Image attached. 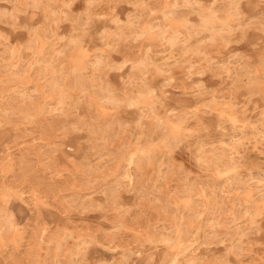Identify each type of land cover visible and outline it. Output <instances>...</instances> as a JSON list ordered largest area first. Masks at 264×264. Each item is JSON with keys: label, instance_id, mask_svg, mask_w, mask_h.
Wrapping results in <instances>:
<instances>
[{"label": "rangeland", "instance_id": "rangeland-1", "mask_svg": "<svg viewBox=\"0 0 264 264\" xmlns=\"http://www.w3.org/2000/svg\"><path fill=\"white\" fill-rule=\"evenodd\" d=\"M263 133L264 0H0V264H264Z\"/></svg>", "mask_w": 264, "mask_h": 264}, {"label": "bare ground", "instance_id": "bare-ground-1", "mask_svg": "<svg viewBox=\"0 0 264 264\" xmlns=\"http://www.w3.org/2000/svg\"><path fill=\"white\" fill-rule=\"evenodd\" d=\"M8 1H9V0H8ZM31 1H32V0H31ZM38 1H39V0H38ZM173 1H174V0H173ZM230 1H231V0H230ZM236 1H237V0H236ZM3 2H4V1H3ZM15 2H16V1H15ZM7 3H8V2H7ZM173 3H174V2H173ZM8 4H9V3H8ZM32 4H33V2H32ZM238 4H239V3H238ZM15 5H16V4H15ZM18 5H19V4H18ZM18 5H17V6H18ZM17 6H16V7H17ZM16 7H15V8H16ZM17 8H19V7H17ZM233 8H234V7H233ZM233 8H232V10H233ZM237 8H238V7H237ZM32 9H33V8H32ZM36 9H37V8H36ZM38 9H39V8H38ZM48 9H49V8H48ZM200 9H201V7H200ZM217 9H218V8H217ZM238 9H239V8H238ZM172 10H173V9H172ZM225 11H226V10H225ZM226 12H227V11H226ZM229 12H230V11H229ZM166 13H167V12H166ZM207 13H208V11H207ZM224 13H225V12H224ZM238 13H239V10H238ZM229 14H230V13H229ZM48 15H49V14H48ZM73 15H74V14H73ZM232 15H235V14H232ZM201 16H202V15H201ZM236 17H237V16H236ZM221 18H222V17H221ZM64 19H65V18H64ZM170 19H171V18H170ZM57 20H58V19H57ZM219 20H220V19H219ZM227 20H228V19H227ZM229 20H230V19H229ZM200 21H201V20H200ZM207 21H208V20H207ZM13 22H15V21H13ZM66 22H67V21H66ZM8 23H9V22H8ZM53 23H54V22H53ZM215 23H216V22H215ZM223 23H224V22H223ZM10 24H13V23L10 22ZM210 24H211V20H210L209 25H210ZM239 24H241V23L239 22ZM199 25H200V24H199ZM204 25H205V24H204ZM214 25H215V24H214ZM220 25H221V22H220ZM242 25H243V24H242ZM200 26H201V25H200ZM226 26H227V25H226ZM240 26H241V25H240ZM10 27H11V26H10ZM197 27H198V26H197ZM207 27H208V25H207ZM215 27H216V26H215ZM231 27H233V26H231ZM216 28H217V27H216ZM216 28H215V29H216ZM209 29H210V28H209ZM203 30H204V29H203ZM205 30H206V29H205ZM208 31H209V30H208ZM85 32H86V31H85ZM85 32H84V33H85ZM241 33H242V31H241ZM161 34H162V33H161ZM244 34H245V33H244ZM244 34H243V35H244ZM52 35H53V34H52ZM85 35H86V34H85ZM214 35H215V34H214ZM82 36H83V35H82ZM40 37H41V35H40ZM172 37H173V36H172ZM215 37H216V36H215ZM215 37H214V38H215ZM62 38H63V37H62ZM214 38H213V39H214ZM216 38H217V37H216ZM218 38H220V37H218ZM35 39H36V38H35ZM226 39H227V38H226ZM4 40H5V39H4ZM39 40H41V39H39ZM71 40H72V39H71ZM227 40H228V39H227ZM227 40H226V41H227ZM28 41H29V40H28ZM30 41H31V40H30ZM229 42H230V41H229ZM25 43H26V42H25ZM227 43H228V42H227ZM38 48H39V47H38ZM40 48H41V47H40ZM188 48H190V47H188ZM45 49H46V48H45ZM12 50H13V49H12ZM14 50H15V49H14ZM14 50H13V51H14ZM93 50H94V49H93ZM192 50H193V49H192ZM1 51H2V50H1ZM39 51H40V49H39ZM33 53H34V52H33ZM40 53H41V51H40ZM46 53H47V52H46ZM50 53H51V52H50ZM1 55H2V54H1ZM12 55H13V54H12ZM46 55H47V54H46ZM49 55H50V54H49ZM97 56H98V55H97ZM97 56H96V57H97ZM105 56H106V55H105ZM2 57H3V56H2ZM13 57H14V56H13ZM98 57H99V56H98ZM98 57H97V58H98ZM48 58H49V57H48ZM86 58H87V57H86ZM86 58H85V59H86ZM88 58H89V57H88ZM2 59H3V58H2ZM20 60H21V59H20ZM153 60H154V59H153ZM35 61H36V60H35ZM219 61H221V60H219ZM222 61H223V60H222ZM64 62H65V61H64ZM88 62H89V61H88ZM88 62H87V63H88ZM94 62H95V61H94ZM102 62H105V61H102ZM150 62H151V61H150ZM219 63H220V62H219ZM244 63H245V62H244ZM12 64H13V63H12ZM90 64H91V63H90ZM90 64H89V65H90ZM92 64H93V63H92ZM175 64H176V63H175ZM232 64H233V63H232ZM7 65H8V64H7ZM85 65H86V64H85ZM109 65H110V64H109ZM244 65H245V64H244ZM2 66H3V65H2ZM63 66H64V65H63ZM91 66H92V65H91ZM93 66H94V65H93ZM205 66H206V65H205ZM230 66H231V65H230ZM232 66H233V65H232ZM237 66H238V65H237ZM3 67H4V66H3ZM87 67H89V66L87 65ZM102 67H103V66H102ZM212 67H213V66H212ZM245 67H247V66L245 65ZM231 68H232V67H231ZM233 68H234V67H233ZM35 69H36V68H35ZM75 69H76V68H75ZM212 69H213V68H212ZM1 70H2V69H1ZM35 71H36V70H35ZM146 71H147V70H146ZM166 71H167V70H166ZM240 71H241V70H240ZM22 72H23V71H22ZM80 72H81V71H80ZM215 72H216V71H215ZM241 72H242V71H241ZM241 72H240V73H241ZM12 73H13V72H12ZM190 73H191V72H190ZM37 74H38V73H37ZM66 74H67V73H66ZM98 74H100V73H98ZM104 74H105V73H104ZM28 75H29V74H28ZM80 75H81V74H79V76H80ZM222 75H223V74H222ZM51 76H52V75H51ZM86 76H87V74H86ZM233 76H234V75H233ZM236 76H237V75H236ZM29 77H30V76H29ZM237 77H238V76H237ZM235 78H236V77H235ZM253 78H254V77H253ZM70 79H71V78H70ZM93 79H94V78H93ZM254 79H255V78H254ZM13 80H14V79H13ZM54 80H55V78H54ZM57 80H58V79H57ZM57 80H56V81H57ZM85 80H86V79H85ZM38 81H39V80H38ZM48 81H49V80H48ZM86 81H87V80H86ZM231 81L234 82V80H232V79H231ZM3 82H4V81H3ZM10 82H11V81H10ZM87 82H88V81H87ZM235 82H236V81H235ZM100 83H101V82H100ZM61 84H62V83H61ZM61 84H60V86H61ZM89 84H90V83H89ZM102 84H103V83H102ZM131 84H132V83H131ZM81 86H82V85H81ZM84 86H85V85H84ZM107 86H108V85H107ZM12 88H13V87H12ZM88 88H89V86H88ZM133 88H134V87H133ZM30 89H31V88H30ZM98 89H100V88H98ZM129 89H130V88H129ZM43 90H44V89H43ZM139 90H140V89H139ZM145 90H146V89H145ZM148 90H149V89H148ZM34 91H35V90H34ZM80 91H81V90H80ZM124 91H125V90H124ZM248 91H249V90H248ZM26 92H27V91H26ZM44 92H45V91H44ZM197 92H198V91H197ZM204 92H205V91H204ZM126 93H127V92H126ZM129 93H130V91H129ZM26 94H27V93H26ZM124 94H125V93H124ZM8 95H9V94H8ZM83 95H84V94H83ZM125 95H126V94H125ZM211 95H212V94H211ZM213 96H214V95H213ZM233 96H234V95H233ZM196 97H197V96H196ZM211 97H212V96H211ZM211 97H210V98H211ZM82 98H83V97H82ZM109 98H110V97H109ZM129 98H130V97H129ZM197 98H198V97H197ZM208 98H209V97H208ZM217 98H219V97H217ZM33 99H34V98H33ZM134 99H135V97H134ZM134 99H133V100H134ZM65 100H66V99H65ZM87 100H89V99H87ZM205 100H207V99L205 98ZM208 100H209V99H208ZM119 101H121V100H119ZM86 102H87V101H86ZM108 102H109V101H108ZM128 102H129V101H128ZM150 102H152V101H150ZM103 103H104V102H103ZM105 103H106V102H105ZM105 103H104V104H105ZM138 103H139V101H138ZM212 103H213V101H212ZM226 103H227V102H226ZM226 103H225V104H226ZM230 103H231V102H230ZM133 104H134V103H133ZM147 104H148V103H147ZM152 104H153V103H152ZM215 104H216V103H215ZM215 104H214V105H215ZM100 105H101V104H100ZM105 105H106V104H105ZM220 105H221V104H220ZM30 106H31V105H30ZM78 106H79V105H78ZM97 106H98V105H97ZM107 106H108V105H107ZM212 106H213V105H212ZM226 106H227V105H226ZM226 106H225V107H226ZM229 106H230V105H229ZM116 107H118V106H116ZM147 107H148V106H147ZM222 107H223V106H221V108H222ZM225 107H224V108H225ZM212 108H214V107H212ZM212 108H211V109H212ZM224 108H223V109H224ZM228 108H229V107H228ZM39 109H40V108H39ZM76 109H77V108H76ZM141 109H142V108H141ZM48 110H49V109H48ZM173 110H174V109H173ZM221 110H222V109H221ZM221 110H220V112H221ZM238 110H239V109H238ZM30 111H31V110H30ZM37 111H38V110H37ZM116 111H117V110H116ZM218 111H219V110H218ZM1 112H2V111H1ZM45 112H46V111H45ZM201 112H202V111H201ZM214 112H215V111H214ZM216 112H217V111H216ZM220 112H218V113H220ZM224 112H226V111H224ZM238 112H239V111H238ZM24 113H25V112H24ZM42 113H43V112H42ZM192 113H193V112H192ZM222 113H223V112H222ZM27 114H28V113H27ZM39 114H40V113H39ZM176 114H177V113H176ZM176 114H175V115H176ZM2 115H3V114H2ZM24 115H25V114H24ZM177 115H178V114H177ZM214 115H215V114H214ZM224 115L226 116V114H224ZM141 116H142V115H141ZM240 116H241V115H240ZM4 117H5V116H4ZM24 117H25V116H24ZM150 117H151V116H150ZM172 118H173V117H172ZM218 118H220V117H218ZM221 118H222V117H221ZM221 118H220V119H221ZM235 118H236V117H235ZM238 118H239V117H238ZM8 119H9V118H8ZM20 120H21V119H20ZM35 120H36V119H35ZM165 120H166V118H165ZM172 120H173V119H172ZM109 121H110V120H109ZM116 121H117V120H116ZM232 121H233V120H232ZM258 121H259V120H258ZM258 121H257V122H258ZM168 122H169V120H168ZM234 122H235V121H234ZM246 122H247V121H246ZM257 122H256V123H257ZM173 123H175V122H173ZM176 123H177V122H176ZM176 123H175V124H176ZM181 123H183V122H180L179 125H180ZM236 123H237V122H236ZM259 123H260V122H259ZM12 124H13V123H12ZM10 125H11V124H10ZM246 125H247V124H246ZM249 125H250V124H249ZM46 126H47V125H46ZM48 126H49V125H48ZM52 126H53V125H52ZM180 126H182V125H180ZM53 127H54V126H53ZM183 127H184V126H183ZM233 127H234V126H233ZM257 128H258V127H257ZM50 129H51V127H50ZM92 129H93V128H92ZM111 129H112V128H111ZM179 129H180V128H179ZM179 129H178V130H179ZM43 130H44V129H43ZM93 130L95 131V129H93ZM255 130H256V129H255ZM52 131H53V130H52ZM52 131H51V132H52ZM15 132H16V131H15ZM21 132H22V131H21ZM175 132H176V131H175ZM181 132H182V130H181ZM196 132H197V130H196ZM53 133H54V132H53ZM133 134H134V133H133ZM263 134H264V133H263ZM260 135H261V134H260ZM164 136H165V135H164ZM261 136H262V135H261ZM263 136H264V135H263ZM110 139H111V138H110ZM166 141H167V139H166ZM96 143H97V142H96ZM148 144H149V143H148ZM217 147H218V146H217ZM100 148H101V147H100ZM232 148H233V147H232ZM232 148H231V149H232ZM104 149H105V148H104ZM222 150H224V148H223ZM218 151H219V150H218ZM199 152H200V151H199ZM227 152H228V151H227ZM235 152H236V151H235ZM214 153H215V152H214ZM216 153H217V152H216ZM138 154H139V153H137V155H138ZM142 154H143V153H142ZM211 154H212V153H211ZM219 154H220V153H219ZM222 154H223V152H222ZM229 154H230V153H229ZM216 155H217V154H216ZM220 157H221V156H220ZM132 158H133V157H132ZM134 160H135V159H134ZM197 160H199V159H197ZM228 160H229V159H228ZM228 160H227V163H228ZM230 160H231V159H230ZM237 160H238V159H237ZM127 161H128V160H127ZM199 161H200V160H199ZM225 162H226V161H225ZM234 162H235V161H234ZM234 162H233V163H234ZM137 163H138V162H137ZM229 163H230V162H229ZM157 164H158V163H157ZM157 164H156V165H157ZM224 164H225V163H224ZM236 164H237V162H236ZM133 165H134V164H133ZM143 165H144V164H143ZM177 165H178V164H177ZM215 165H216V164H215ZM228 165H229V164H228ZM237 165H238V164H237ZM232 168H233V167H232ZM156 169H157V167H156ZM235 169H236V168H235ZM217 171H218V170H217ZM232 171H233V170H232ZM234 171H235V170H234ZM221 172H223V171H221ZM226 172H228V169L226 170ZM229 172H230V171H229ZM136 173H137V172H136ZM223 173H224V172H223ZM250 174H251V173H250ZM130 175H131V174H130ZM155 176H156V175H155ZM229 176H230V175H229ZM231 176H232V175H231ZM233 176H234V175H233ZM233 176H232V177H233ZM235 176H236V175H235ZM237 176H238V175H237ZM249 177H250V176H249ZM251 177H252V176H251ZM119 178H121V177H119ZM159 179H160V178H159ZM246 179H247V178H246ZM160 180H161V179H160ZM250 180H251V179H250ZM228 181H229V180H228ZM241 181H242V180H241ZM133 182H134V181H133ZM226 182H227V181H226ZM123 183H124V182H123ZM214 183H216V182H214ZM240 183H241V182H240ZM156 184H157V183H156ZM185 184H186V183H185ZM249 184H250V183H249ZM127 185H128V184H127ZM152 185H153V184H152ZM121 186H122V184H121ZM243 186H244V185H243ZM246 186H247V185H246ZM263 188H264V187H263ZM246 189H247V188H246ZM117 191H119V190H117ZM117 191H116V192H117ZM186 194H187V193H186ZM219 195L222 196V194H219ZM203 196H204V194H203ZM163 202H164V201H163ZM203 202H204V200H203ZM215 208H216V207H215ZM218 208H219V207H218ZM165 209H166V208H165ZM160 211H161V210H160ZM214 213H216V212H214ZM4 219H5V218H4ZM236 231H237V230H236ZM161 232H162V231H161ZM171 236H172V235H171ZM174 237H175V236H174ZM181 238H182V237H181ZM152 241H153V240H152ZM158 241H159V240H158ZM182 242H183V240H182ZM158 243H159V242H158ZM183 243H184V242H183ZM165 245H166V244H165ZM178 245H179V244H178ZM181 246H182V245H181ZM184 246H187V245H184ZM183 248H184V247H183ZM185 249H186V247H185ZM230 249H231V248H230ZM177 250H178V249H177ZM181 250H182V249H181ZM232 251H233V250H232ZM169 252H170V251H169ZM168 254H169V253H168ZM124 255H125V254H124ZM188 256H189V255H188ZM149 257H151V256H149ZM169 259H170V258H169ZM172 259H173V258H172ZM170 261H171V260H170ZM189 261H190V260H189ZM207 261H208V260H207ZM207 264H208V263H207ZM220 264H221V263H220Z\"/></svg>", "mask_w": 264, "mask_h": 264}]
</instances>
